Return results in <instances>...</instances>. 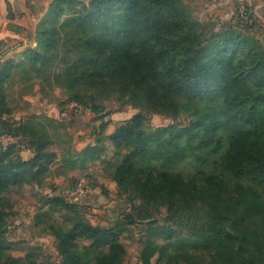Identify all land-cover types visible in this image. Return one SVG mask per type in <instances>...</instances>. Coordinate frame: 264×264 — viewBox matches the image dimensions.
<instances>
[{
  "label": "trees",
  "instance_id": "1",
  "mask_svg": "<svg viewBox=\"0 0 264 264\" xmlns=\"http://www.w3.org/2000/svg\"><path fill=\"white\" fill-rule=\"evenodd\" d=\"M255 27L234 21L216 30L182 0H53L36 25V47L16 65L14 59L0 63V195L38 181L53 156L29 121L5 117L8 72L49 67L63 44L71 49L54 75L57 86L108 84L140 110L107 137L117 154L127 150L112 179L136 191L139 207L165 205L172 217L183 216L179 226L190 228L211 264H264V45ZM71 100L82 102L78 95ZM184 102L196 105L194 126L147 123L144 111L177 114ZM5 137L27 143L34 157L24 160L18 143H4ZM50 203L63 200L55 196ZM72 220L53 229L57 264L122 263L125 247L113 229L77 213ZM6 232L0 211V264H16L5 252ZM85 234L94 238V256L72 250V241ZM155 252L145 248L143 264Z\"/></svg>",
  "mask_w": 264,
  "mask_h": 264
},
{
  "label": "rangeland",
  "instance_id": "2",
  "mask_svg": "<svg viewBox=\"0 0 264 264\" xmlns=\"http://www.w3.org/2000/svg\"><path fill=\"white\" fill-rule=\"evenodd\" d=\"M35 38L34 32V43L4 48L0 63L14 59L16 65L21 61V53L36 47ZM70 49L61 44L57 47L56 60L39 71L31 66L12 68L3 85L8 109L5 117L29 121L38 134L43 135V151L53 155L47 159V169L40 172L38 181L31 179L30 184L13 185L0 195V211L6 213L7 222L5 252L17 261L16 264H57L61 256L53 229L70 227L77 213L95 227L113 229L118 242L125 247L121 264H143L145 248L156 250L150 264H211L209 255L192 242L190 228L179 226L183 216L172 217L165 205L139 207L141 200L136 191L119 186L112 179L116 165L127 150L123 149L121 155L116 153L107 138L105 125L112 121L110 117L114 113H117L116 122L122 124L140 110L133 107L127 93L108 84L100 87L81 84L74 89L57 86L54 75L63 71V60ZM75 95L81 98L82 102L78 103L83 106L77 114L68 104L73 102L71 99ZM184 103L177 114L143 113L153 128L170 125L189 128L196 120V105ZM89 117L87 127H81L79 122ZM86 130L91 132L93 139L79 149L74 141L86 137ZM24 145L31 149L27 143ZM89 146L94 147L90 152L87 151ZM83 152L84 157L99 158L86 160L81 155ZM34 155L32 150L30 159ZM110 180L115 183L112 188L107 184ZM81 181L88 192L77 196L76 188ZM55 196L63 200V205L50 203ZM93 243L94 238L85 234L72 241V250L92 252L94 256L97 248Z\"/></svg>",
  "mask_w": 264,
  "mask_h": 264
},
{
  "label": "crops",
  "instance_id": "3",
  "mask_svg": "<svg viewBox=\"0 0 264 264\" xmlns=\"http://www.w3.org/2000/svg\"><path fill=\"white\" fill-rule=\"evenodd\" d=\"M53 0H0V53L4 48L23 43H34V32L39 19L45 14L50 3ZM89 2L90 0H81ZM184 4L192 12L193 16L201 23H211L216 30H220L234 22L235 6L238 0H182ZM253 11L256 19V27L252 32L264 45V0H245ZM33 39V40H32ZM12 49V48H11ZM55 111V110H54ZM49 113V112H48ZM111 115L105 130L106 134H112L115 129L121 125L116 122L115 116ZM55 118L57 115H54ZM131 118V117H130ZM128 118V119H130ZM127 120V119H124ZM90 117L79 122L81 127H87ZM86 137L80 138L77 148L81 149L91 142V132H84ZM83 139V140H82ZM4 143H18L19 153L21 157L28 161L32 155V150L27 149L23 142H19V138L5 137ZM25 154V155H24ZM109 188L114 187L112 180L107 183Z\"/></svg>",
  "mask_w": 264,
  "mask_h": 264
},
{
  "label": "built area",
  "instance_id": "4",
  "mask_svg": "<svg viewBox=\"0 0 264 264\" xmlns=\"http://www.w3.org/2000/svg\"><path fill=\"white\" fill-rule=\"evenodd\" d=\"M234 21L244 22L247 24H252L256 22V19L253 15V11L251 10L250 6L247 4L245 0L237 1L236 6H235ZM68 104H70L69 109H72L74 114L81 112V110L83 109V106H81V104L78 102L73 101ZM87 192H88L87 186H85L83 182L81 181L76 188L77 196L86 195Z\"/></svg>",
  "mask_w": 264,
  "mask_h": 264
}]
</instances>
